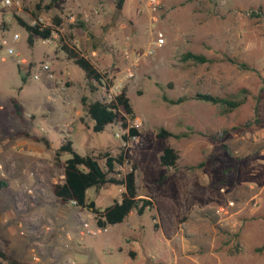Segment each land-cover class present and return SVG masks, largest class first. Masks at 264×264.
I'll list each match as a JSON object with an SVG mask.
<instances>
[{
    "label": "rangeland",
    "instance_id": "obj_1",
    "mask_svg": "<svg viewBox=\"0 0 264 264\" xmlns=\"http://www.w3.org/2000/svg\"><path fill=\"white\" fill-rule=\"evenodd\" d=\"M19 1L12 8L0 0V249L10 259L0 264H107L128 239L135 264H264V21L248 15L264 16V0H157L155 9L150 0H123L119 9L117 0ZM37 16L53 26L52 43L27 42L16 17L30 24ZM62 45L127 89L134 116L126 123L137 136L124 142L119 121L92 131L82 97L106 91L90 88ZM187 51L210 61L183 60ZM202 93L242 103L226 110L197 99ZM161 128L180 137L157 138ZM65 140L82 155L126 151L117 171L134 167L137 195L152 206L98 231L92 210L61 204L51 186L63 179L53 156ZM167 146L179 154L174 167L159 163ZM87 196L104 208L121 190L108 182Z\"/></svg>",
    "mask_w": 264,
    "mask_h": 264
},
{
    "label": "trees",
    "instance_id": "obj_2",
    "mask_svg": "<svg viewBox=\"0 0 264 264\" xmlns=\"http://www.w3.org/2000/svg\"><path fill=\"white\" fill-rule=\"evenodd\" d=\"M122 3L123 0H117L116 7L118 9L121 8ZM16 18L21 26L27 31V42L29 44H32L34 36L44 39L53 31L52 25L40 27V23L29 24L24 22L20 17ZM59 23L60 20L57 17H54L53 24L59 25ZM81 26H83L82 23ZM62 49L66 53L67 58L71 59L74 64L82 69L84 78L90 82V88L92 90H95L92 81H96L100 85L104 83L107 87L109 86L111 81L108 79V74L99 70L90 59L82 55L77 49H72L67 45H62ZM182 59H191L197 63L210 61L205 55L193 53L191 51L185 52L182 55ZM227 60L237 64L242 69H251L246 63L238 61L235 58H228ZM22 80L25 81V77H22ZM242 91L246 92L245 89H242ZM196 98L213 104H222L226 107V110L234 109L242 103L241 99H229L207 93L197 94ZM85 100V97H82V104L85 105L86 112L93 121V132H101L106 125L119 121L121 122L122 127L127 129V132L122 135L124 142L139 134L136 127L128 126L126 123L127 117L133 118L134 115L132 105L127 96V89L125 87H123L120 92L115 94L110 100L102 98L95 99L88 103H86ZM164 100L170 104H177L182 102L184 97H178L177 99H167L164 97ZM14 107L16 113L20 114L17 102H14ZM155 136L157 138H166L168 136L180 137V134H174L161 128L156 132ZM34 139L42 141L45 145L48 144L47 139L44 137H34ZM62 152H68L70 154V157L64 162H61L59 158ZM178 157L179 154L177 150L173 147L167 146L163 148L159 155V163L163 166L174 167ZM100 159L104 160L103 164L100 163ZM126 159V151L122 150L117 155H112L107 151L97 157L90 154L82 155L74 150L70 140H65L57 149H55L53 156L54 164L62 166L63 179L52 184L51 192L61 204L74 200L76 206L79 208H88L89 210H92L97 228L103 229L108 225H115L123 222L133 208H135L137 214L141 215L147 208L152 206V202L146 198L138 197L134 167L126 172L117 171L118 166L124 165ZM117 173H120L119 177L116 176ZM109 174H115V176L112 177L109 176ZM108 182L113 183L118 187H123L121 196L119 199H114L111 204L104 208H98L95 205L94 200L88 198L87 191L91 187L99 188ZM0 259L10 260L1 249ZM11 262L12 264H16V261L14 260H11Z\"/></svg>",
    "mask_w": 264,
    "mask_h": 264
},
{
    "label": "built area",
    "instance_id": "obj_3",
    "mask_svg": "<svg viewBox=\"0 0 264 264\" xmlns=\"http://www.w3.org/2000/svg\"><path fill=\"white\" fill-rule=\"evenodd\" d=\"M2 3L6 7L20 8V1L19 0H2ZM149 5L152 7V9H155L156 6L158 5V1L157 0H150L149 1ZM248 15H251L252 17H256V18L261 19L262 21H264V16H262L259 13V11H257V10H251L250 12H248ZM35 23H40V27H44L45 26L41 16H37L36 19H33L30 24H35ZM53 33H54V30L51 32V34L48 37L42 39L43 42L52 43L53 42V37H54ZM17 39H18V35L14 34L13 35V40L16 41ZM1 43L2 44H7V42L5 40H2ZM157 43L158 44H162L163 43V37H162L161 33L159 34V38L157 39ZM8 52L9 53L12 52V49L8 48ZM41 70L46 73V77L48 79H53L54 78L53 71H51V69H50V67H49V65L47 63H42L41 64ZM131 74L132 73L130 72L129 75H131ZM34 78L38 79L39 78L38 74H34ZM93 83H96L98 86H101V87L104 88V90L106 92H105V96L102 97V98H105L106 100L112 99L113 96L115 94H117L118 92H120V90L122 89V87L118 83H109L108 87L104 83L102 85H100L96 81H92V84ZM61 87L63 88L64 86L62 85ZM102 98H100V99H102ZM138 121H139V119H135L134 122L136 124L140 123V121L139 122ZM122 168H123V165H119L118 166V169L121 170ZM116 176L119 177L120 173H117ZM249 187L252 188V186H249ZM119 189L123 190V187H119ZM221 190L223 191V189H221ZM70 203L73 204V205H76V202L74 200H71ZM227 204H228V206H233L234 205V200L233 199H229ZM254 205H257V201H254ZM216 213H220V211L218 209H216ZM83 227H88V223L83 221ZM97 230L99 231L100 229L97 228Z\"/></svg>",
    "mask_w": 264,
    "mask_h": 264
},
{
    "label": "crops",
    "instance_id": "obj_4",
    "mask_svg": "<svg viewBox=\"0 0 264 264\" xmlns=\"http://www.w3.org/2000/svg\"><path fill=\"white\" fill-rule=\"evenodd\" d=\"M263 116H264V114H263ZM73 129H72V127L70 128V130H72V131H73ZM257 203H259V202L257 201ZM254 207H257V206L254 205ZM259 208H260L261 211L264 210V202H263V207L261 206ZM99 229H101V228H99ZM103 231H106V228H103ZM124 245L126 246V248L122 247L120 245V242L118 241V243L116 245V249H117L116 250V254L117 255L109 258V260L107 261V264H135V261L137 260L136 247L134 245H132V243H130L129 239L126 240Z\"/></svg>",
    "mask_w": 264,
    "mask_h": 264
}]
</instances>
